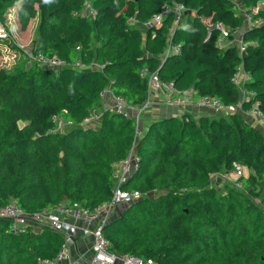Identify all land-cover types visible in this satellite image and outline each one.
Masks as SVG:
<instances>
[{"label":"trees","instance_id":"obj_1","mask_svg":"<svg viewBox=\"0 0 264 264\" xmlns=\"http://www.w3.org/2000/svg\"><path fill=\"white\" fill-rule=\"evenodd\" d=\"M263 1L239 0V14L233 0H0V24L14 9L22 30L36 18L31 53L68 64H35L16 74L0 69V208L14 202L40 214L108 201L116 164L135 142V123L103 111L96 125L79 124L101 108L106 88L140 107L148 97L142 68L228 106L239 100L231 78L242 67L253 96L241 108L256 103L264 116ZM86 2L95 16L83 14ZM174 3L189 14L139 26ZM243 15L261 24L244 27ZM216 22L241 29L242 53L216 45L219 32L209 28ZM169 46L179 53H166ZM76 62L86 68H74ZM92 63L104 67L88 68ZM53 118L74 127L53 131ZM135 148L137 169L121 188L141 197L102 227L110 252L157 264H264V132L256 122L237 113L159 118ZM219 173L228 180L213 182ZM8 227L0 218V264H41L58 254L63 239L47 227Z\"/></svg>","mask_w":264,"mask_h":264},{"label":"built area","instance_id":"obj_2","mask_svg":"<svg viewBox=\"0 0 264 264\" xmlns=\"http://www.w3.org/2000/svg\"><path fill=\"white\" fill-rule=\"evenodd\" d=\"M185 12V8L181 4L174 3L171 6H161L160 11L154 14L150 19L139 23L143 29L158 27L162 21L169 16H173L174 21ZM83 14L93 17L95 11L86 2ZM245 25L250 27L252 24L259 25L261 21L252 23L247 15H243ZM128 23L134 25L135 20L129 18ZM209 23V22H208ZM209 25V24H208ZM219 32V37L216 40V45L220 48L236 47L239 53L245 49L241 36L235 42V35L241 29H224L220 22H216L210 26ZM210 36V31L207 33L206 39ZM8 33L4 24H0V42L8 40ZM179 46L168 47L166 53H179ZM35 64L52 69H61L67 67L68 64L57 57H45L42 54H32L29 56ZM74 68H86L79 62L74 63ZM103 64H90L88 68L101 70ZM139 75L143 77L148 85V97L145 102L138 108L128 104L124 98L115 95L106 88L100 94L101 108L91 109L85 120L79 124L81 128L94 126L101 119L103 111H108L111 114L118 115L124 119H132L135 123V142L128 151L126 157L120 160L115 167L112 175L113 188L111 197L108 201L101 203L93 209H87L73 204L71 206H57L49 212L40 214H27L21 211L14 202L9 203L3 208H0V218L9 221L8 230L16 233L27 227L28 225H42L51 231L59 234L63 241L61 243L58 254L52 260H42L41 264H157L151 259L142 260L132 255H115L109 250V244L102 234V227L112 218L113 209L118 205H128L141 197L140 192L136 190L126 191L121 188L129 177L136 171L139 158L136 154L135 143L140 136L141 131L138 128L139 118L142 114L150 112L156 105L155 102L149 99V95L159 92L163 97V105L166 107H174L181 111L182 115L197 118L200 114L210 113L218 116H228L233 113L241 114L248 117L251 121L258 124V127L264 132V116L258 109V105L253 104L248 110L243 111L241 103L253 96L252 92H247L244 89V82L247 80V73L242 67L237 68L231 83L237 87L239 91V100L232 105H223L218 99L209 96H196L192 89L181 90L176 88L171 82H162L158 79L153 71L142 68L139 70ZM53 131H62L74 127L69 121L58 120ZM236 175H242V168L234 163L233 165ZM223 180H228L226 175H221ZM76 221L81 224L78 227ZM93 224V226H92ZM91 237V256L85 259L83 256L72 257L70 255L69 246L73 244L74 239L78 236Z\"/></svg>","mask_w":264,"mask_h":264},{"label":"rangeland","instance_id":"obj_3","mask_svg":"<svg viewBox=\"0 0 264 264\" xmlns=\"http://www.w3.org/2000/svg\"><path fill=\"white\" fill-rule=\"evenodd\" d=\"M233 1H235V12L243 14L239 0ZM263 6L264 5L260 4V7ZM9 15L10 17H7L4 23L9 38L7 41L0 42V69L10 74H16L21 71L30 72L35 66V63L29 59V56L31 55V40L35 33L37 19H32L26 29L22 30L16 18V14L11 11ZM241 35L242 33L240 30L235 35V42L239 40ZM9 43H13L16 48H10ZM220 174L221 173L213 176V182L223 180ZM35 228L36 227H34V229Z\"/></svg>","mask_w":264,"mask_h":264},{"label":"crops","instance_id":"obj_4","mask_svg":"<svg viewBox=\"0 0 264 264\" xmlns=\"http://www.w3.org/2000/svg\"><path fill=\"white\" fill-rule=\"evenodd\" d=\"M260 4L264 5V1L258 4V8H264L260 7ZM14 14H16L15 9L12 10ZM10 14V13H9ZM7 14V17H10V15ZM149 99L156 103L155 107L148 113L142 114L139 118L138 128L141 132H143L147 126L154 120L159 118H166V117H181L182 113L180 110L174 108V107H166L163 105V97L159 92H155L149 95ZM205 115H212L210 113H204ZM248 121H251L247 117ZM234 176V175H232ZM125 205H118L113 209L112 218H115L118 216L121 211L123 210ZM76 224L81 226L79 222L76 221ZM33 227L39 228L40 225H32ZM93 226V224H92ZM70 255L72 257L76 256H83L85 259H89L91 256V237L90 236H81L78 235L74 241L73 244L69 246Z\"/></svg>","mask_w":264,"mask_h":264},{"label":"water","instance_id":"obj_5","mask_svg":"<svg viewBox=\"0 0 264 264\" xmlns=\"http://www.w3.org/2000/svg\"><path fill=\"white\" fill-rule=\"evenodd\" d=\"M185 14H189V12H188V11H186V12H185Z\"/></svg>","mask_w":264,"mask_h":264}]
</instances>
